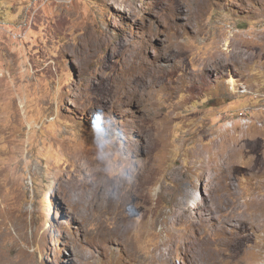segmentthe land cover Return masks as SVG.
I'll use <instances>...</instances> for the list:
<instances>
[{"label":"rangeland","instance_id":"obj_1","mask_svg":"<svg viewBox=\"0 0 264 264\" xmlns=\"http://www.w3.org/2000/svg\"><path fill=\"white\" fill-rule=\"evenodd\" d=\"M0 264H264V0H0Z\"/></svg>","mask_w":264,"mask_h":264},{"label":"bare ground","instance_id":"obj_2","mask_svg":"<svg viewBox=\"0 0 264 264\" xmlns=\"http://www.w3.org/2000/svg\"><path fill=\"white\" fill-rule=\"evenodd\" d=\"M149 74H150V70H149V68H148V71H147V73H146V75H145V77H148L149 76ZM151 82V81H150ZM138 91H137V89L135 90V92H134V94H133V97H130L129 99H134L135 97H137V95H138V93H137ZM130 93V92H129ZM125 98H127V96L125 97ZM124 99V98H123ZM139 256V255H138Z\"/></svg>","mask_w":264,"mask_h":264}]
</instances>
